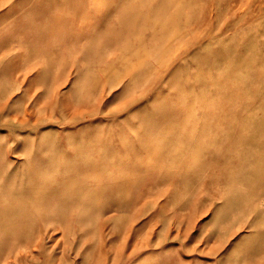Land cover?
I'll list each match as a JSON object with an SVG mask.
<instances>
[{
    "label": "rangeland",
    "instance_id": "1",
    "mask_svg": "<svg viewBox=\"0 0 264 264\" xmlns=\"http://www.w3.org/2000/svg\"><path fill=\"white\" fill-rule=\"evenodd\" d=\"M0 264H264V0H0Z\"/></svg>",
    "mask_w": 264,
    "mask_h": 264
},
{
    "label": "bare ground",
    "instance_id": "2",
    "mask_svg": "<svg viewBox=\"0 0 264 264\" xmlns=\"http://www.w3.org/2000/svg\"><path fill=\"white\" fill-rule=\"evenodd\" d=\"M45 229V228H44Z\"/></svg>",
    "mask_w": 264,
    "mask_h": 264
}]
</instances>
